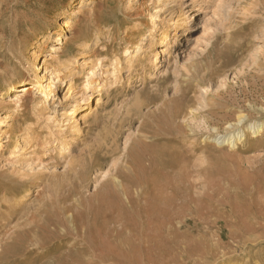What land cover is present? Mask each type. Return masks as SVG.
<instances>
[{
  "label": "rangeland",
  "instance_id": "rangeland-1",
  "mask_svg": "<svg viewBox=\"0 0 264 264\" xmlns=\"http://www.w3.org/2000/svg\"><path fill=\"white\" fill-rule=\"evenodd\" d=\"M182 4L0 0V264H264V0Z\"/></svg>",
  "mask_w": 264,
  "mask_h": 264
},
{
  "label": "bare ground",
  "instance_id": "bare-ground-1",
  "mask_svg": "<svg viewBox=\"0 0 264 264\" xmlns=\"http://www.w3.org/2000/svg\"><path fill=\"white\" fill-rule=\"evenodd\" d=\"M184 0H175V2H178L179 4H181L180 6H183V4H182V2H183ZM192 3L193 4H196V7H198V11H201V7H200V5L201 4H203L204 3V0H192ZM71 17V16H70ZM70 17H68L67 18V20H65L63 23H62V26H63V28L64 29H66V30H69L70 28H71V26H70V21H71V18ZM159 17V13L156 15V18H158ZM162 18V17H161ZM206 31L209 33V31L210 30H212L213 29V21L211 20V18L210 17H208L207 18V21H206ZM154 28H155V24H154ZM61 32V31H60ZM48 33H50V31L48 32ZM47 33V34H48ZM150 36L148 37V39H149V43H150V45L152 44V42H153V40H154V35H153V29L152 30H150ZM207 34V33H206ZM207 36V35H206ZM209 36V35H208ZM38 37V36H37ZM58 37V36H57ZM61 37V35H59V44L60 43H63V39H61L60 38ZM165 38H168V32H166L165 33ZM144 41H146V40H142V41H139V43H141V44H136V48H135V51L136 52H139L140 50H142V49H144L143 48V46L145 45L144 44ZM41 43V42H40ZM56 44H57V42H56ZM59 44H57V45H59ZM148 44H146L145 45V47L147 46ZM150 45H149V48H150ZM152 48V47H151ZM54 50V49H53ZM134 51V52H135ZM133 52V53H134ZM168 52V54H170V52H169V49H166L165 51H164V53L166 54ZM155 53V57L158 59V57H159V55H160V53L158 52V51H155L154 52ZM129 54H131L130 53V49H126L125 50V55L127 56V55H129ZM52 55H50V56H45L46 58H48V57H51ZM138 58H140V56H138ZM141 60V59H140ZM157 61V60H156ZM47 60L46 61H44V65L46 66L47 65ZM119 62H120V58H116L115 60H114V66H116V68H117V66H118V64H119ZM143 63V62H142ZM152 63V62H151ZM133 66H134V62L132 61V59L129 61V70L131 69V68H133ZM98 68H102V63L101 62H98V63H93L92 65H91V68H90V73H89V76H88V83L86 84V88H89V89H91L92 88V85L93 84H96L97 83V78H96V72H97V70H98ZM43 70H44V68H43ZM51 76L53 77H57V79L59 80V82L58 83H56V79L54 80V77L52 78V82L51 83H49L47 86H44V84H43V82H41V81H39L38 79V75L35 77V80H34V82L33 83H28V82H26V81H23V80H21V81H19V82H17V84H18V86L16 87V86H10L9 87V89H11V90H13V89H16V88H20L22 91H24L25 93H26V97H25V99H23V98H20V97H18L17 98V100H16V103H15V105H16V109L17 110H22V108L25 106V104H27V102H28V93H29V91L30 90H32L34 87L39 91V92H41V93H43L44 95H45V99L46 100H48V102H49V106L52 104V102H53V100L56 98V91H57V88H58V86L61 84V83H63L64 81H66V85H68V82H67V80L72 76V74H70V75H68V76H64V78H61V76H60V72L58 73L57 72V68H55L53 71H52V73H51ZM46 79V76H43V77H41V80L43 81V80H45ZM203 87V89H204V91L203 92H209V89L207 88V87H205V86H202ZM28 88V91H26L25 89H27ZM141 96L140 95H137V98H136V101H135V103H133L132 105H134V106H141V102H140V98ZM67 97H65V99H66ZM129 105V104H128ZM132 105H130V107H129V109L131 108V106ZM123 107V106H122ZM133 107V106H132ZM76 108H78L77 107V105H75V106H73L72 107V109H73V113L75 114V112H76ZM128 109V108H127ZM121 111V110H120ZM120 111H118V115H119V113H120ZM73 114V115H74ZM130 111L128 110L127 112H126V116H130ZM248 118V117H247ZM8 119V118H7ZM46 119H47V121L49 122V121H51L52 120V117L51 116H49V117H47L46 116ZM244 119H245V116H243V115H239V117H238V119H237V122L235 123V125L233 124V125H231L230 126V128H232L233 126H239L243 121H244ZM101 120V119H100ZM99 122V121H98ZM6 124V122H4V121H2V119L0 118V152L4 149V141H5V139L6 138H8V133H7V131H4V129H3V127H4V125ZM63 124H65V121L64 122H62V124L61 123H59V133L62 131V127H64V125ZM101 126V125H100ZM231 131V130H230ZM259 132V131H258ZM106 135V134H105ZM229 136V135H228ZM233 137H232V139H229V142H228V144L230 145V147L231 148H235L236 146H237V143H238V141H241V140H239L238 139V137L236 136V134H233L232 135ZM210 138V137H209ZM226 140H227V137H226V135H222V134H220V135H217V137H215L214 138V142L215 143H225L226 142ZM71 147H72V145L71 144H69V143H66L64 146H62V148H60L61 150H64V151H70L71 150ZM98 158V153H92V154H90V158H89V160H84V164H82V168H81V170H80V168H79V171L80 172H82L83 170H84V167H85V164L86 163H88L89 161L90 162H92L93 163V161L94 160H96ZM100 160V159H99ZM79 164V163H78ZM77 164V165H78ZM75 165V162L74 161H71L70 162V166L71 167H73ZM80 166V165H79ZM88 166V165H87ZM75 167V166H74ZM76 170V169H75ZM77 172V171H76ZM79 172V173H80ZM81 175V174H80ZM116 179V178H115ZM118 183V182H117ZM130 207V206H129ZM69 210V209H68Z\"/></svg>",
  "mask_w": 264,
  "mask_h": 264
}]
</instances>
